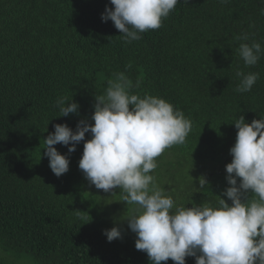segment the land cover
<instances>
[{
	"label": "trees",
	"instance_id": "obj_1",
	"mask_svg": "<svg viewBox=\"0 0 264 264\" xmlns=\"http://www.w3.org/2000/svg\"><path fill=\"white\" fill-rule=\"evenodd\" d=\"M106 5L113 7L110 0H0V264H152L124 219L133 206L79 169L84 141L72 153L54 145L69 159L60 177L43 155L54 124L75 131L82 119L94 123L95 96L113 73L133 84L142 77L133 94L163 98L191 121L185 143L156 158V183L177 205H215L219 196L231 203L223 192L233 122L264 118V54L245 66L237 52L253 40L264 49V0H180L159 29L129 44L102 21ZM243 33L249 40L236 39ZM237 70L259 73L250 91H235ZM60 96L77 102L78 112L60 115ZM113 226L122 236L108 242L103 230Z\"/></svg>",
	"mask_w": 264,
	"mask_h": 264
},
{
	"label": "clouds",
	"instance_id": "obj_2",
	"mask_svg": "<svg viewBox=\"0 0 264 264\" xmlns=\"http://www.w3.org/2000/svg\"><path fill=\"white\" fill-rule=\"evenodd\" d=\"M178 2L110 0L113 7L106 5L101 19L111 20L120 40L129 44L140 40L141 33L159 29ZM236 39L247 41L249 34ZM237 52L245 66H254L264 49L253 40L240 43ZM235 75L240 78L235 88L239 93L250 91L259 79V73L237 70ZM141 81L142 77L133 84L124 72L113 73L104 93L95 96L94 123L82 119L75 131L66 124H54L43 147L51 171L60 177L69 169V159L54 145H65L72 153L84 141L79 169L95 188L106 193L119 189V201L133 206L124 219L136 235L135 248L145 252L152 264L169 259L185 264L189 256L195 264H264V118L247 123L240 116L233 122L237 132L229 149L231 162L225 165L229 187L223 192L231 203L219 196L215 205H177L151 173L166 149L185 143L191 121L163 98L133 94L131 90L139 88ZM69 101L66 96L56 99L60 115L78 112V103ZM85 133L91 138L85 140ZM196 179L199 188L207 186L203 176ZM103 234L108 242L122 236L116 226Z\"/></svg>",
	"mask_w": 264,
	"mask_h": 264
}]
</instances>
